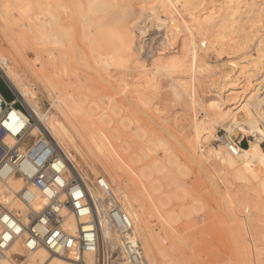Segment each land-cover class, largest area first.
I'll use <instances>...</instances> for the list:
<instances>
[{
  "label": "bare ground",
  "instance_id": "obj_1",
  "mask_svg": "<svg viewBox=\"0 0 264 264\" xmlns=\"http://www.w3.org/2000/svg\"><path fill=\"white\" fill-rule=\"evenodd\" d=\"M90 1L92 2V0ZM214 1H218V3L214 5ZM59 4H61L63 9ZM118 4L119 0H99L100 13L104 14L109 10H113L108 18L111 19V17L116 16V20L120 18L122 24L120 23L121 25H119L116 33L110 27L107 28V25H103L106 27V29L104 27L105 33L101 32L107 38L101 37V42L104 41L108 44V41L103 40V38L106 40L108 38L112 40L113 38V41L116 40V42L113 46L109 45L110 50L107 51L108 48L106 53H99L100 51L97 50L98 52L95 55V51L92 49L95 65L88 63L84 67V60L80 57L86 54L84 43L90 42L91 38L82 44L83 33H81L82 35L79 33L80 25L77 26L73 21L77 15L91 17L92 11L85 10L84 3L80 2V0H0V30L5 33L12 52V57L0 55V74L14 93L17 94L20 102L34 120V123H32L29 116L20 112L23 115V120L17 126H14L13 129L17 130L20 126L26 125L33 137L41 134L51 136L56 148L69 160L70 175L72 177L80 175L87 183H89V180L82 173L78 157L86 161L88 156H93L97 160L98 166L102 168L109 178L108 183L111 182L109 183L110 187L115 197L117 196L116 198L122 211L129 216L134 224L135 236L140 242L146 264H162L160 258L162 256L167 257V253L161 247L150 227L146 209L143 205H140L136 197L132 196L119 171L125 164H123V159L118 158H121V153L130 155L131 147L127 144L126 146L117 144L116 149L112 147L108 149V137L104 134L105 129L109 130V135L114 140L121 141L125 135L124 127L126 124L124 122L131 121L132 123V120L126 116L127 118L124 117L120 127L114 128L112 117L105 116L102 119H96L97 121L88 122L80 111H86L85 107L87 104H94L95 108L100 107V105L95 106L93 101L95 98L98 99L97 97L100 94L106 92L104 91L106 88H110L112 91L114 89L118 92V94L113 92L120 98L119 100L113 99L116 102L113 103L112 109L120 116L126 111L139 107V103L136 100H139L144 105L147 104L148 99V102L156 100L159 98V93H155L158 96L155 95L156 99H153V97L152 99L149 98L151 93H149L150 82L152 81L149 71H152V69L159 75L167 76L171 79L172 84L168 88L171 94L176 97L175 99L185 103L188 117L191 116L190 112L191 114L193 113V109H190L192 104L197 103L198 105L197 99L199 98L197 96L201 98V95L203 96V93L209 88L214 87L215 90L211 89L212 91L210 90L209 92L212 94L217 93V96L223 95L222 92L224 90L226 93L227 91L230 92L225 99L223 98L224 102L221 107H212L208 110L204 108L205 106L200 107L206 113L204 120L194 122L192 118L185 121V125L182 126L183 133L181 134V142L184 147L183 159L185 161L182 163H184L183 169L187 168L188 171H191L190 167H192L197 173L203 175L204 180L210 181V188L207 191L210 198L218 197L217 192L221 184L218 175L224 173L226 179L240 193V202L243 205L248 193L256 191L259 187L264 190V149L262 147L264 143V0H129L124 10L117 7ZM177 9L180 10V13L177 12ZM4 10L10 14L13 20L11 21L12 30L16 28L17 24L24 30L27 29L29 35H31V41L34 43L35 47H33L36 48L37 57L41 59L45 55L48 56V62L58 81L56 84L46 83L48 80L45 81L41 74L39 75V72L37 73L32 68L31 72L53 101L54 111L51 113H45L42 110L37 95L29 88L27 78L16 71V64L30 66V62L28 63L25 59L22 51L23 47L21 48L18 40L8 33V29L4 25L7 22L3 20L2 15ZM87 13L89 16H87ZM142 18H144L142 23H152L151 28L154 25L160 27V25L170 21L171 27L169 26L170 29L165 35L167 43L175 42L181 36L180 34L184 32L186 33V38L182 42H185V49L179 50L177 53L175 51L168 53L159 51L146 64L142 58L144 51L143 40L148 34L150 27H148V23L144 26L139 23ZM185 19L188 20L189 24H183ZM245 20L247 21L244 22ZM118 22H120L119 19ZM83 27L82 29L85 28ZM92 27L95 29L94 25ZM136 30L139 35L135 34ZM195 33L201 36L199 43L194 39ZM235 33L240 35L237 40L233 37ZM96 34V37H98V32H95ZM22 37L26 39L28 36L25 33L20 36L21 43L25 44ZM92 39L95 40L94 38ZM109 42L111 43V41ZM102 44L101 50L105 52L104 48L108 45L104 46L105 43ZM96 45L100 49L98 44ZM235 54H240L239 62L230 60V57ZM225 58L228 59L224 61ZM84 59L86 60V58ZM193 71L199 75L192 76ZM90 73L97 75L98 79L104 82L101 88L98 84V89L95 88L96 86L88 87L90 86L87 85ZM253 73H257L260 76L255 79ZM92 76L95 77L94 75ZM90 80L92 81L93 78ZM188 80L191 82L189 83ZM60 85L63 86L61 90L59 87L62 86ZM70 88L73 89L72 93L69 91ZM111 90L108 91L107 89L108 92H111ZM113 94L109 98H113ZM151 94L153 96L154 93ZM243 95H245L244 102L237 107L231 108L235 104L230 102ZM102 96L100 95V98H104ZM201 100H204L203 97ZM107 103L109 102L107 101ZM149 106L150 109L153 108L150 104ZM157 110L159 109L156 108L154 111L158 112ZM97 111H100V109L97 108ZM137 111L138 109L135 112ZM148 111L150 110L148 109ZM16 117L14 114L12 120L14 121ZM218 126L224 128L227 134L225 137L215 140L216 142L220 141L219 148L213 147L205 155L201 143L216 139L214 138L215 128ZM129 128H131L130 124L127 129L129 130ZM137 128L135 133L140 134V129L138 130ZM194 135L195 139L193 138ZM159 137V142L162 146L159 147H169L170 144H166V137L163 138V135ZM238 137H241L242 140L248 138L249 146L247 148L240 147V152L237 155H233L228 148L230 143ZM151 140H153L152 137ZM131 141L132 139L130 143ZM153 143L156 142L154 141ZM153 143L149 142L148 145L152 144L156 147ZM155 147L149 149V151L152 150L153 152L154 149L156 151L157 147ZM226 148L229 153L225 150ZM172 149L166 150L163 156L166 161L174 164L177 158L176 155H174L175 157L173 156L172 151L174 149ZM181 165H178L177 162V168L176 166L174 167L179 170V167H182ZM160 166L159 160L156 159L155 164H146L139 167L137 173L142 180L148 182L151 192L160 196L159 202L163 204L161 198L163 196V181L161 182L157 176L163 172ZM165 167L167 168L166 165ZM92 169L95 170V166ZM122 172L124 173V171ZM160 175L162 178V174ZM175 183H177V180ZM178 183L176 187H179V192L184 197L189 198L193 202V206L201 202V195L191 192L187 182H183L180 186H177ZM23 186L22 179L17 176H10L5 181L0 179V215L1 205H6L12 211L23 212L25 210V207L16 196ZM203 186L202 182L199 183L200 188ZM90 193L102 225V236L105 246L109 250L119 249L122 245L121 238L108 221L107 209L101 194L95 188H92ZM252 195H249V197ZM186 203L184 202V205H182L186 207ZM187 205L191 207L192 204L187 203ZM220 205L224 206L227 214L234 210V206H231L232 209L229 210L226 204L221 202ZM187 207L189 209V206ZM196 208L199 209V207ZM193 210L196 211L195 208ZM181 212L183 213V210ZM67 227L71 232L76 231L77 226L72 217L69 218ZM17 257L23 260L20 264H76L74 253L66 256H55L44 248H40L34 253H27L21 242H14L0 255V264H17L15 261ZM84 259L88 264H94L96 261L92 253H86ZM117 264L130 263L122 258Z\"/></svg>",
  "mask_w": 264,
  "mask_h": 264
},
{
  "label": "rangeland",
  "instance_id": "obj_2",
  "mask_svg": "<svg viewBox=\"0 0 264 264\" xmlns=\"http://www.w3.org/2000/svg\"><path fill=\"white\" fill-rule=\"evenodd\" d=\"M259 1H263V0H259ZM80 2L85 4V7H86L85 10L92 11L91 17L87 13V16L89 17H86V15H82V16L77 15L76 19L73 20L75 24H77V26L80 25L79 33L80 35H82L81 33H83L82 40H81L82 44L83 42H86L90 40L91 38L90 42L89 41L86 42L87 44L84 43V49L86 51V54L80 57L81 59L84 60V61L82 60L84 62V64L83 62L82 64L85 67V64L88 65V63L95 65V61H94L95 59L93 57L94 55L93 50L95 51V55L98 51H100L99 53H106L107 51L110 50L109 45L113 46V44L116 42V40L113 41L114 40L113 38L112 40H109V38L107 40L105 39L107 37L102 34V32L105 31L104 30L105 26L103 25H107L106 26L107 28L110 27V29H113V31L116 33L118 32L119 25L122 24L121 23L122 20H120V18L117 17L120 21L117 23L118 19L116 20V16L111 17V19L108 18L110 17L111 12H113V10H109L107 11V13L101 14L99 10L100 8L98 6L99 0H92V2L90 0H80ZM128 2L129 0H119V4L117 7L122 8L124 10L127 7ZM217 3L218 1H214L213 4L215 5ZM59 6L63 9L61 4H59ZM107 8L109 9V7ZM177 12L180 13V10L177 9ZM263 12H264V9H263ZM2 15H3V20L7 22V24H4V25L8 29V33L18 40V43L20 44L21 48L23 47L22 51L25 56V59L28 61V63L30 62L29 63L30 66H25L24 64L23 65L16 64L15 65L16 71H18L20 75H23V77L27 78L28 83H29V88L37 95L38 102L42 110L45 113L53 112L54 109H53L52 99H50L48 94H46L47 92L45 91V89L36 81V79L34 78V75L31 72V68H32L37 73L39 72L38 74L39 75L41 74V77H43L45 81L48 80L46 81V83L50 82V83L56 84L58 81L48 62V56L45 55L43 56L44 58L42 57L41 59L37 57L36 52H35L36 48H34L35 47L34 43L31 41V35H29L27 29L24 30L23 28H21L20 25L17 24L16 28L12 30L13 26L11 25V21L13 20L10 17V14L4 10L2 11ZM100 15L102 18L100 17ZM91 19L95 21H92ZM97 20H100V21H97ZM143 20L144 18H142L139 21V23H141L142 26L148 23L147 25L148 27H150L148 34L143 40L144 51L142 53V58L146 62V64H148L149 61L152 59V57L155 56L159 51L163 53L175 51L177 53V51L179 52V50L181 51L185 49V42H182L184 38H186L185 37L186 33L184 32H183L184 34L182 33L183 35L180 34L181 36H179V39L175 40V42L171 44L167 43V40L165 39V35L167 31L170 29L169 26L171 27L170 21H167L165 24L160 25V27L158 25L156 26L154 25L151 28L152 23L150 22L142 23ZM246 21L247 20H245L244 22ZM263 21H264V17H263ZM91 22L92 23L94 22L93 25L95 29L93 27L91 28V26H93ZM100 22H102L101 23L102 25L100 24ZM82 24H84L83 26L85 28L82 26ZM183 24H189L188 20L185 19ZM238 25L236 26L239 27ZM81 26L84 29H82ZM165 26L167 27L165 28ZM88 29L90 32L88 31ZM95 32H98V37H96L97 34L95 35ZM24 33L27 34L28 36L26 37V39L22 37L24 39L25 44L21 43V39H20V36L23 35ZM138 33L139 32L136 30L135 34L139 35ZM239 36L240 35L238 33H235L233 35V37H235L236 40L239 38ZM101 37H105L103 38V40L108 41V44L104 41L101 42L102 40ZM92 38H94L95 40H93ZM98 38H101V39H98ZM194 39H196V41L199 43L201 41V36L195 33ZM109 41H111V43ZM94 42L98 44V47H100V49L97 48V45ZM102 43H105L104 46L106 44L108 45V46L106 45L107 47L104 48L105 52L101 50L103 47ZM92 45H95L96 47L95 46L92 47ZM0 51H1L0 55L3 54V55H6L7 57H12V52H11L8 39L5 33L2 32L1 30H0ZM240 57H241L240 54L239 55L235 54L232 57H230L231 58L230 60L239 62ZM84 58H86V60ZM226 59L228 58H225L224 61H226ZM213 61H215V59H213ZM28 67L30 70L28 69ZM149 72L151 73V74L149 73L151 75V80H152L151 82H153V83L150 82L151 88L149 89V93L150 92L154 93L153 96L150 93L149 98L152 99L153 97V99H156V96L159 93L158 94L159 98H157L156 100H153V101L150 100V102H148L149 101L148 99L146 105H144L139 100H136V102L139 103V107H136L135 109H133L134 111L133 110L126 111L123 115L120 116L119 114L116 113V111L112 109L113 103L116 102V100H113V99L119 100L120 98L117 95L118 92L115 91L114 89L112 91L110 88H106L104 91H106L107 93L103 91L104 93L101 92L102 94H100L101 96L103 95L102 97L104 98H100V95H99L97 98L100 100L102 99V100L100 101L95 98L96 100L94 99L93 101V103H95V106L100 105V107H97L98 109H100V111H97V108H95L94 104L92 103L93 105L87 104L85 107L86 111H80V113L88 122L97 121L98 119H102L105 116L112 117L111 120H113L114 122V125H113L114 128L120 127L122 120L126 116H128V118L132 120V123L131 121L124 122L126 126L125 127L122 126V127L125 128V129L123 128L125 130L124 131L125 135L121 141L114 140V138L111 137V135H109L110 133L109 130L105 129L104 134H106V136L108 137V141H109L108 149H110L111 147L116 149L117 144L118 145L121 144L124 146H126L127 144L128 146L131 147L130 155L128 153L127 154L121 153L120 155L121 158H120L119 153H118V157H119L118 159H121V160L123 159L124 160L123 164H125L124 167L119 169V171L122 174L121 177L125 181V185H127L132 196L136 197L139 200L140 205H143L144 208L146 209L147 219L150 223V227L152 228L154 235L157 237L158 241L160 242L161 247L164 248L165 253H167L166 254L167 257L162 256V258H160L162 264H172V263L174 264H263L264 263V239H263L264 238V190L259 187L257 188L256 191H251L253 195L252 193H248L246 195L247 198H245L243 205H241V202H240L241 197H240V193L238 192L237 188L234 185H232L229 180L226 179L224 173H220V175H218V178L221 180V184L217 192L218 197L210 198L209 194H207L208 193L207 191L210 188V181L204 180L203 175L197 173L192 167H190L191 171H188L187 168L183 169L184 163L182 162H185V161L183 159V148L184 147L181 142L182 140L181 134L183 133L182 126L185 125V121L191 120L192 118L194 122H200L204 120L206 118V113L203 110H201L200 107L205 106L204 108L206 110L212 107L213 108H218V106L221 107L223 105L225 97L230 92L227 91L226 93V91L224 90V92H222L223 95L217 96L216 95L217 93L212 94L209 92L211 89L215 90L214 87H212L211 89L209 88V90H206V92L208 91L207 94H205L206 92L204 91L205 92L203 93L204 95L203 96L201 95V98L203 97L204 100H201V98L197 96V98H199V99L196 98L198 105L197 103L192 104L190 109L191 110L193 109L192 110L193 113L191 114L190 112L191 116L188 117L186 113L185 103L175 99L176 97L171 94V91L169 89L170 84H172L171 79L167 76L159 75L153 69L152 71L150 70ZM196 73L195 71H193L191 75L194 77L198 76L199 74H196ZM253 74L255 76V79L258 76H260L257 73H253ZM92 75H94L95 77H93ZM88 76H89L88 77L89 81H87L88 82L87 85H90L88 87L96 86L95 88L98 89L97 84L100 85V88L104 85V82H101L102 80L98 79L99 77L97 75L90 73ZM91 77L93 78L92 81L90 80L92 79ZM190 80H188L189 83L191 82ZM160 82L162 83L163 86L161 85ZM59 88L61 90L63 86ZM107 89L108 91L111 90V92H108ZM69 91L70 93H72L73 89L70 88ZM113 92L117 93V94L115 93L116 96L115 94H113ZM0 93L2 94V96L8 103L14 101L17 95L16 93H15L16 95L14 94V91L12 90V88L8 85V83L1 76H0ZM109 93L113 94V98H109L112 96V94L110 95ZM160 94L162 95V97ZM244 100H245V95L239 96L238 98L230 102L232 104H235V105H232L231 108L239 106L242 102H244ZM107 101L109 103H107ZM148 103L151 105V107L155 109L151 108L153 109L151 110ZM207 104L209 105L207 106ZM107 105H109L108 108H107ZM16 107L24 110V108L19 104ZM156 108L159 109L157 110L158 112L154 111L156 110ZM137 109L138 111L135 112ZM148 109L150 111H148ZM134 112L135 114H133ZM137 113L138 115L136 116ZM119 116L120 118L121 117L122 118L121 119L118 118ZM117 118H118V121H117ZM127 123L128 125L129 124L131 125V128H129V130L127 129L128 127ZM136 128L138 130L140 129L139 132L141 135L139 133L138 134L135 133ZM215 132H214L215 133L214 138L216 139L213 138L214 140H210V142L201 143L202 150L204 151L205 155H207L208 151L211 148L213 147L219 148V144L221 143L220 141L216 142L215 140H219L220 138L225 137V135L227 134L224 128L219 127V126L215 128ZM162 135H163V138L166 137V140L168 142V143L166 142V144H170L169 147L161 148L162 146L159 142V138H160L159 136H162ZM45 136L49 137L53 141L51 136L47 134H45ZM131 136L133 137L131 138ZM151 137L153 140H151ZM193 138L195 139V135L193 136ZM131 139L132 141L130 143ZM237 139L242 142V145H241L242 148H247L249 146L248 138H245L244 140H242L241 137H238ZM154 141L156 143H153ZM149 142H152L154 145H156L157 148L153 146L152 144L148 145ZM151 145L155 147L157 150L155 151L154 149L153 152L152 150L149 151V149L153 148ZM262 147L264 149V143L262 144ZM168 149L173 150L172 151L173 156L176 155L177 161L175 160L176 162L174 161V164L173 162L166 161L165 157L163 156L165 155L164 153H166V150ZM225 150L229 153L227 148ZM177 153H178V157H177ZM156 159L159 160L160 165H161L160 168L163 169V172L157 175L158 178H160V181L161 182L163 181L162 183L163 196H161L163 204L159 202L160 196L152 193L151 190L149 189L148 182L142 180L138 176V173H137L139 171L138 170L139 167L144 166L146 164H155ZM163 161L165 165L167 166V168L165 167ZM78 162L80 163L83 175L87 177L88 179L95 181L97 178L103 177L107 179L108 181L109 178L107 177L105 172L102 170V168L98 166L97 160L93 156H88L86 161L78 157ZM161 162L163 163V166ZM177 162H178V165L182 164L181 165L182 167H179V170L178 169L176 170ZM93 166H95V170L92 169ZM174 166H176V168ZM122 171H124V173ZM160 174H162V178ZM176 180H177V183L180 181V183H178L177 186H180L183 182H187L191 192L201 195V198H202L201 202L196 203L195 206H193L194 205L193 202H191L189 198L184 197L183 194L179 192L180 191L179 187H176V184H177L175 183ZM201 182L203 183L204 186L200 188L199 183ZM112 187L115 188L114 186ZM249 195H252V196L249 197ZM174 196L176 197L174 198ZM184 202L185 203L187 202L188 204H192L191 207L190 205H187V203L185 204L186 207L183 206ZM221 202L226 204L229 207V210L232 209L231 206H234V210L228 212L227 214L226 211L224 210V206L220 205ZM239 202H240V205H239ZM187 206H189L190 210L188 209ZM196 207H199V209ZM194 208L196 209L197 212L193 210ZM181 210H183V213L181 212ZM256 248H258L260 252ZM259 253L260 254L263 253V254L260 255ZM15 261L17 264H20V262H22L23 260L20 257H17Z\"/></svg>",
  "mask_w": 264,
  "mask_h": 264
},
{
  "label": "built area",
  "instance_id": "obj_3",
  "mask_svg": "<svg viewBox=\"0 0 264 264\" xmlns=\"http://www.w3.org/2000/svg\"><path fill=\"white\" fill-rule=\"evenodd\" d=\"M18 104L24 110L17 108ZM20 112L34 123L18 96L8 103L0 93V179H22L24 186L16 196L25 207L22 212L1 205L0 255L14 242H21L27 253L40 248L55 256L74 253L76 264H88L86 253L94 254V264H117L122 258L130 264H146L134 224L122 211L108 181L103 177L95 181L87 178V183L80 175L72 177L69 160L49 137H33L26 125L13 129L23 120ZM14 114L17 117L13 121ZM241 145L236 138L228 149L237 155ZM92 188L101 194L108 221L120 235L119 249L109 250L104 244ZM70 217L76 223L75 232L67 227Z\"/></svg>",
  "mask_w": 264,
  "mask_h": 264
},
{
  "label": "crops",
  "instance_id": "obj_4",
  "mask_svg": "<svg viewBox=\"0 0 264 264\" xmlns=\"http://www.w3.org/2000/svg\"><path fill=\"white\" fill-rule=\"evenodd\" d=\"M15 94V93H14ZM16 95V94H15ZM17 96V95H16ZM16 99V98H15Z\"/></svg>",
  "mask_w": 264,
  "mask_h": 264
}]
</instances>
